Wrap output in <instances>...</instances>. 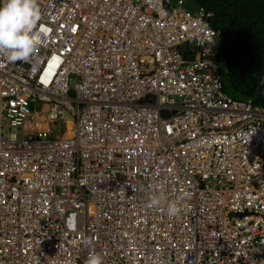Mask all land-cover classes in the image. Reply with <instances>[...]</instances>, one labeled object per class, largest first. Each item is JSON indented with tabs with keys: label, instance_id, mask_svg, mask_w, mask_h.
<instances>
[{
	"label": "built area",
	"instance_id": "built-area-1",
	"mask_svg": "<svg viewBox=\"0 0 264 264\" xmlns=\"http://www.w3.org/2000/svg\"><path fill=\"white\" fill-rule=\"evenodd\" d=\"M39 5L0 55V264H264V107L222 88L209 12Z\"/></svg>",
	"mask_w": 264,
	"mask_h": 264
},
{
	"label": "trees",
	"instance_id": "trees-1",
	"mask_svg": "<svg viewBox=\"0 0 264 264\" xmlns=\"http://www.w3.org/2000/svg\"><path fill=\"white\" fill-rule=\"evenodd\" d=\"M186 2L203 4L211 12L208 19L216 31L215 59L224 86L264 105V0Z\"/></svg>",
	"mask_w": 264,
	"mask_h": 264
},
{
	"label": "clouds",
	"instance_id": "clouds-1",
	"mask_svg": "<svg viewBox=\"0 0 264 264\" xmlns=\"http://www.w3.org/2000/svg\"><path fill=\"white\" fill-rule=\"evenodd\" d=\"M183 5L191 11H196L199 7H202L205 12L208 11L209 14L205 15V20L215 30L208 19L211 12L203 4L193 3L191 5L187 4L186 0H183ZM41 18L39 0H3L2 5H0V55L6 56L9 62H27L38 46L33 30L37 27ZM213 58L215 59V53ZM215 61L217 62L216 59ZM218 74L224 91L239 99L249 98L248 96L237 95L226 89L219 71V64ZM252 103L256 106L264 107L262 104L253 101ZM163 200L164 196L162 193L158 196L154 195L150 197L147 207H159ZM166 211L169 217H176L180 214L181 208L177 202L170 201L167 204ZM86 264H103V258L98 254L92 253L87 257Z\"/></svg>",
	"mask_w": 264,
	"mask_h": 264
},
{
	"label": "rangeland",
	"instance_id": "rangeland-1",
	"mask_svg": "<svg viewBox=\"0 0 264 264\" xmlns=\"http://www.w3.org/2000/svg\"><path fill=\"white\" fill-rule=\"evenodd\" d=\"M227 81V80H226ZM226 85H227V83H226ZM226 87V89L228 90V91H231L232 93H235L234 91H232L231 89H230V86H225Z\"/></svg>",
	"mask_w": 264,
	"mask_h": 264
}]
</instances>
